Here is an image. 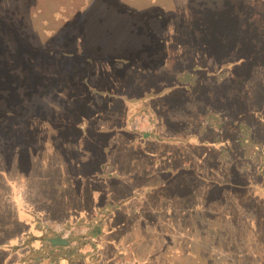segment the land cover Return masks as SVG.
<instances>
[{
	"label": "rangeland",
	"instance_id": "374dc122",
	"mask_svg": "<svg viewBox=\"0 0 264 264\" xmlns=\"http://www.w3.org/2000/svg\"><path fill=\"white\" fill-rule=\"evenodd\" d=\"M223 55L230 60L220 65L215 59ZM120 58H131L130 66L118 64ZM5 62L0 243L17 229L11 192L26 185L11 167L16 169L18 158L21 169L27 159L36 160L37 171L42 160L77 159L81 140L74 119L87 113L95 119V93L112 82L134 91L136 84L170 88L178 71L194 70L201 74L194 96L202 111L211 107L233 122L247 112L243 118L260 138L264 134L249 116L264 105V0H0ZM224 70L225 83L219 81ZM86 95L92 96L89 109ZM147 119L142 115L133 127H146ZM232 133L234 141L235 128ZM239 155L235 151L238 162L227 169L238 185L222 209L228 215H219L209 230L201 224L202 231L191 233L196 242L185 257L169 255V262L158 264H264V193L244 187L247 178L258 182L256 164ZM26 251L0 248V264H19Z\"/></svg>",
	"mask_w": 264,
	"mask_h": 264
},
{
	"label": "crops",
	"instance_id": "0c3cea01",
	"mask_svg": "<svg viewBox=\"0 0 264 264\" xmlns=\"http://www.w3.org/2000/svg\"><path fill=\"white\" fill-rule=\"evenodd\" d=\"M112 84V92L95 93V119L87 113L74 122L81 140L77 159L42 160L38 171L33 167V191L25 174L26 185L11 192L17 229L11 238L6 232L0 248L27 249L19 264L31 261V248L49 242L66 249L69 236L89 232L97 247L94 264L167 263L169 255L186 256L196 242L190 234L202 231L201 224L209 230L219 215H228L222 209L238 186L227 170L233 166L227 156L233 121L214 128L195 86L136 84L134 91ZM91 98L86 95L88 109ZM257 112L249 116L264 122ZM142 115L148 125L133 127Z\"/></svg>",
	"mask_w": 264,
	"mask_h": 264
},
{
	"label": "trees",
	"instance_id": "16d2710c",
	"mask_svg": "<svg viewBox=\"0 0 264 264\" xmlns=\"http://www.w3.org/2000/svg\"><path fill=\"white\" fill-rule=\"evenodd\" d=\"M235 14H237L235 12ZM255 48H258V46L255 44ZM226 56H218V59L216 58V62H221L220 65H222V61L227 62L230 60V58ZM131 58H120V60L117 62L118 64L121 63L124 67H129ZM214 60V61H215ZM8 65L6 62L4 64L0 63V76H4L5 71L7 70ZM199 71V69L197 70ZM220 73H223V77H219V81H225L227 80L228 76L226 75V71H221ZM219 73V74H220ZM214 75L210 74L209 76ZM175 80L173 84L170 86V88H173L175 86H180L184 88L192 87V86H197L201 84V74L196 73V71H188V70H180L176 73L175 75ZM218 76V73L215 77ZM15 80V79H14ZM0 82H2V79H0ZM17 91V90H16ZM97 92V91H96ZM15 97V95H14ZM201 100V99H200ZM2 103V107L4 109L0 110V119H6V116L1 114L6 110V106L4 105V100L0 99ZM13 102V100H12ZM202 106V103H201ZM10 107L7 108L9 110ZM202 111V110H201ZM258 111V112H257ZM206 112V117L207 119L210 120L214 128L221 129L224 125V122L228 123L230 119H228L225 116H223L222 113L217 112L211 107H206L204 111ZM257 117H262L264 120V105L260 108V110H256ZM247 112H243V115L239 118L237 121L233 122V128H235V140L233 141L234 143L229 147L231 149V152L228 151L227 156L229 157L230 155L232 156V162L233 164L238 162V159L235 158V151H238L240 153V158L243 161L252 162L256 164V178L258 179V182H254L251 179V183L249 186L251 187L250 189L254 192V189H260V186H264V134L262 138H260L259 135L255 133L254 128L246 121L243 116H246ZM16 113H14L13 116H15ZM79 116H77L74 120H76ZM4 121V120H3ZM258 122V120H255ZM69 122V120H68ZM158 122V117L157 115H153V123ZM225 123V124H226ZM261 127L264 129V122H258ZM6 124V122H4ZM17 151V150H16ZM16 155V153L14 154ZM18 157V155H16ZM31 156V155H30ZM35 157V155L33 156ZM228 159V158H227ZM28 162V166L25 169H21V166L18 165L19 163V158L16 160L15 165L17 164L16 169L14 168V165L11 167V174L18 175L19 177H23L24 175L27 174L29 176L30 182L28 183L30 188H32L37 182L33 179V167L36 164H34V161L36 160H26ZM37 163V161H36ZM37 168V167H36ZM10 174V173H9ZM94 234V233H93ZM92 233L89 232L85 236H69L67 239V244L68 248H64V245H50L49 242L43 243V246L39 248H31L32 252H30V249L28 251L32 254L31 255V261H28L29 259L26 260V262H23L22 264H45L43 261L48 260L51 264H59L58 263V258L60 257H68L69 263L68 264H91L92 262L96 261L97 259V247L94 242H92ZM71 243H74V246H70ZM87 247V251H82L83 248ZM54 260V261H51Z\"/></svg>",
	"mask_w": 264,
	"mask_h": 264
}]
</instances>
